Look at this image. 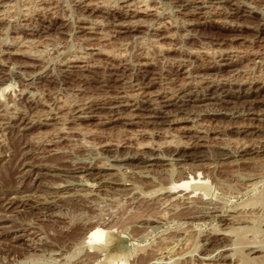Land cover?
Listing matches in <instances>:
<instances>
[{"label":"rangeland","instance_id":"1","mask_svg":"<svg viewBox=\"0 0 264 264\" xmlns=\"http://www.w3.org/2000/svg\"><path fill=\"white\" fill-rule=\"evenodd\" d=\"M0 264H264V0H0Z\"/></svg>","mask_w":264,"mask_h":264},{"label":"bare ground","instance_id":"2","mask_svg":"<svg viewBox=\"0 0 264 264\" xmlns=\"http://www.w3.org/2000/svg\"><path fill=\"white\" fill-rule=\"evenodd\" d=\"M232 217H233V216H232ZM100 235H101L100 238L102 237V239L104 240V239L106 238L107 232L104 231V230H103V231L101 230ZM98 242H99V241H98ZM101 242H102V240H101ZM104 242H105V241H104Z\"/></svg>","mask_w":264,"mask_h":264}]
</instances>
